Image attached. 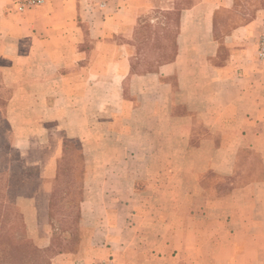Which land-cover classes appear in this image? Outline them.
I'll use <instances>...</instances> for the list:
<instances>
[{
	"label": "crops",
	"instance_id": "crops-1",
	"mask_svg": "<svg viewBox=\"0 0 264 264\" xmlns=\"http://www.w3.org/2000/svg\"><path fill=\"white\" fill-rule=\"evenodd\" d=\"M14 2L0 0V124L40 173L4 216L0 259L28 233L48 264H264V0ZM69 141L82 192L62 232L51 187Z\"/></svg>",
	"mask_w": 264,
	"mask_h": 264
},
{
	"label": "rangeland",
	"instance_id": "rangeland-1",
	"mask_svg": "<svg viewBox=\"0 0 264 264\" xmlns=\"http://www.w3.org/2000/svg\"><path fill=\"white\" fill-rule=\"evenodd\" d=\"M262 5H264V3ZM242 14L246 15L247 12H243ZM246 17L247 16H240L238 19L233 20V22L236 21L234 23H242L243 19ZM234 23H230L225 30L227 31L236 26ZM5 92H7V90H5ZM3 97H5L4 94ZM6 139V127L0 124V231L2 230L3 225L7 227L10 224L5 222L9 219L4 218L5 214L9 211L14 212V210L18 212V208L15 204L17 196L29 197L35 193V189L37 188L36 183L38 182L40 173L38 167L24 169L22 166L23 164H19L18 154L15 151H10L6 146ZM67 144L72 152L69 155L67 153L64 154L61 159L63 160V165L60 161L56 177L57 183L53 185V188L51 187L52 201L50 202L51 208L58 209L57 215H60L57 218H50L52 228L56 229L59 227V230L62 232H68V230L74 227L77 222L78 219L76 213L78 211L82 192L81 178L83 163L80 144L77 141H69ZM7 179H11L13 185H3L5 181L7 182ZM50 213L53 214L51 209ZM67 213H69V218L66 216ZM21 225L24 226L23 222H21ZM66 226L71 228H67ZM14 229L16 231L19 230L18 223L14 224ZM2 236H4V234L0 232V240ZM14 236L17 237V233H12L11 235L6 233L5 235L8 239L7 242L10 245L17 242V240H13ZM14 246L17 245L14 244L12 247H9L13 251H9V254L3 259V261L0 259L1 262L5 264L6 262L8 264H48V256L46 254L42 255L40 251L38 252L34 250L33 242L28 233L22 234V242L19 246L23 247ZM2 248L6 251L8 247H1V249ZM1 253L2 252L0 251V258Z\"/></svg>",
	"mask_w": 264,
	"mask_h": 264
},
{
	"label": "built area",
	"instance_id": "built-area-1",
	"mask_svg": "<svg viewBox=\"0 0 264 264\" xmlns=\"http://www.w3.org/2000/svg\"><path fill=\"white\" fill-rule=\"evenodd\" d=\"M107 0H101V5ZM44 0H15V11L23 13L24 11L41 6ZM256 58L259 62L264 63V31L257 39ZM110 264V263H109Z\"/></svg>",
	"mask_w": 264,
	"mask_h": 264
},
{
	"label": "trees",
	"instance_id": "trees-1",
	"mask_svg": "<svg viewBox=\"0 0 264 264\" xmlns=\"http://www.w3.org/2000/svg\"><path fill=\"white\" fill-rule=\"evenodd\" d=\"M4 192H5V190H4Z\"/></svg>",
	"mask_w": 264,
	"mask_h": 264
}]
</instances>
